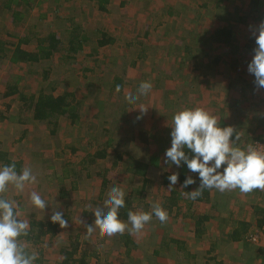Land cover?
Wrapping results in <instances>:
<instances>
[{
	"label": "rangeland",
	"instance_id": "obj_1",
	"mask_svg": "<svg viewBox=\"0 0 264 264\" xmlns=\"http://www.w3.org/2000/svg\"><path fill=\"white\" fill-rule=\"evenodd\" d=\"M40 1L27 15V19L15 28L10 26V15L0 12V37L10 42L9 40L15 39L8 38V32L22 35L34 30L39 34L57 31L67 41V29L72 19L84 29L90 41L69 61L56 55L51 65L49 60H45L34 68L4 63L0 69V92L10 74L14 73V77L11 76L10 79L15 80V76L19 75L20 86L26 91L51 84L55 87L56 94L69 91L83 102V115L79 126L62 120L57 132L52 135L43 122L37 123L35 127L30 125L28 137L22 142L15 140L24 126L18 122L13 124L16 122L14 120L6 122L9 127L4 137L9 142L12 139L15 141L11 157L22 160L23 168L30 167L38 181L36 184L26 185L22 194H15L11 186L4 194L17 202L19 219H47L53 211L63 214L70 212L67 232L74 229L73 232L86 235L83 210L90 211L102 206L104 198L98 199L101 179L97 174L104 167H110L117 150L121 154L127 151L136 158L147 157L153 153L160 157L158 166L151 167L148 171L150 179L153 180L152 186L162 167L168 171H176L175 164L165 163V150L171 146L169 124L173 114L185 108L192 86L197 91L194 98L198 99V107L206 110L210 108L207 111L215 115L218 122L223 119L227 123L225 126L235 127L238 122L241 137L253 136L242 146L251 144L257 150L264 151V140H253L256 136L264 139V89L255 87L254 76L247 71V64L256 46L252 42L255 39L250 26L254 27L260 22L256 21L255 15L249 13L247 6L250 0H110L107 11H101L95 2L85 0ZM262 3L264 8V0ZM192 8L199 11L200 15L204 10L205 16L193 17ZM222 25L230 26L232 30L227 44L216 43L212 39L214 30ZM98 30H106L115 38L114 42L97 47L95 34ZM192 36H195L194 40ZM184 45H190L191 49L184 51ZM133 60L135 65H131ZM28 69L36 72L30 74ZM43 71L48 73L46 80L42 78ZM108 73L119 74L124 78L126 83L121 96L108 92L98 84L106 79L103 74ZM141 81H149L152 84L151 90L136 103H128L125 95L129 92L136 94ZM88 84L93 86L88 87ZM172 90L176 92L173 93ZM216 92L219 95L215 96ZM163 96L171 102L165 103ZM8 100L3 101L0 97V107ZM110 105L114 109L122 107L120 109L123 112L118 110V114L113 116V108H108ZM141 105L147 106L148 110L137 120L136 117L140 115L138 107ZM101 107L103 111H99ZM260 121L263 122L259 124ZM137 128L160 136V141L158 144L137 141L133 131L130 133V130ZM103 130H106L105 134ZM105 136L112 140L119 137V144L117 140H111L108 158L96 160L91 165L86 164L84 158L87 156L88 143L91 141L92 144H100ZM67 144L80 146V149L71 153ZM91 150L90 147L88 151ZM65 162L70 169L66 179H63L62 168ZM61 179L62 183H59ZM127 180V176H124L122 182H118L119 186H127ZM139 182L140 178L136 177L131 184ZM115 184L118 185L116 182ZM115 184L112 185L116 186ZM61 187L67 192L66 195L59 193ZM32 191H36L48 203L43 211L30 204ZM231 192L244 196L240 197L242 207L243 210H248L246 207L251 199L248 193H241L236 189L227 191L226 194ZM153 193L146 196L148 201L152 202L156 198ZM245 215L252 217V212L248 210ZM179 219L181 218L168 216L166 222L170 227L169 234L185 241L194 257L182 260L159 257V264H207L203 258H207L209 263L217 259L224 264H264L263 232L258 227H251L248 238L238 246L225 240L211 246L217 240L214 237L218 232L216 223L207 236L198 239L189 233L187 225ZM163 226L150 221L140 232H133L141 247L132 251L130 257H125V249L120 242L118 246L111 236L106 235V240L98 247L100 259H92L90 264H119V259L123 258L127 264H147L144 254L148 255L158 242L159 235L163 234ZM67 234H58L52 241H48L46 236L43 237L41 246L47 252V264L60 260L58 249ZM251 236L255 238L254 241L250 239ZM89 238L95 241L102 237L98 232H93ZM150 262L153 263L151 260Z\"/></svg>",
	"mask_w": 264,
	"mask_h": 264
},
{
	"label": "trees",
	"instance_id": "obj_2",
	"mask_svg": "<svg viewBox=\"0 0 264 264\" xmlns=\"http://www.w3.org/2000/svg\"><path fill=\"white\" fill-rule=\"evenodd\" d=\"M88 2H95L97 8L101 11H107V4L110 0H85ZM40 0H0V12L10 15V26L11 28L17 27L21 22L27 19V15L31 13L35 5H39ZM249 13L256 16V21L264 20V8L262 0H250L248 6ZM44 15H40L42 17ZM241 17V16H240ZM4 18V16H3ZM68 19V18H67ZM240 19V18H239ZM8 21V22H9ZM35 27V26H33ZM195 33V32H194ZM95 45L97 47H104L111 45L115 38L111 36L106 30H98V33L95 34ZM8 38L12 37L15 41L8 42L7 39L0 37V69L4 63L17 65L18 67L25 68L26 66L35 67L41 61H50V65L53 62V58L56 55H59L62 60L69 61L74 58L75 54L83 50L86 43L90 41L89 36L84 32V29L76 24L74 20L70 19V27L67 29V41L60 36L57 31H48L45 34H39L37 30L31 31L19 35L18 33H7ZM232 36V30L230 26H222L216 29L212 34V39L216 43L227 44ZM255 45V40H252ZM191 48V47H190ZM185 50L189 47L184 48ZM251 50V46L249 47ZM131 65H135V61H131ZM86 69V68H85ZM28 73L32 74L36 72L33 69H28ZM43 79L48 78V73L43 71ZM18 73V72H17ZM106 75V79L98 84L101 87H104L108 92L114 93L115 95L123 94V85L126 83L124 78L119 74H103ZM14 77V73H11L9 79L6 80L3 89L0 92L1 99H9V101L3 103V108L0 109V121H16L15 123L19 124H30L37 126V123L43 122L52 135L57 132V127L62 120L67 121L68 124L80 125L82 121V107L83 102L76 98L69 91H62L61 93H55V87L48 85L39 86V88H31L32 90L26 91L22 86H20L21 77L19 75L15 76V80L10 79ZM192 81V80H191ZM117 85L120 86V91H116ZM93 84H88V87H92ZM48 88V89H47ZM194 87H190V92H193ZM176 92V90H174ZM172 90V92L174 93ZM164 97L165 103L168 104V98ZM171 102V101H170ZM15 103V113L10 112L12 104ZM124 106V105H123ZM114 107L112 105L108 106ZM116 107V106H115ZM188 107V106H187ZM118 108V107H116ZM114 109L112 110L113 116L118 112L122 113L123 109ZM99 111H103L102 107ZM104 111H107L106 109ZM118 114V113H117ZM104 115H106L104 113ZM155 115V112L154 114ZM98 116V115H97ZM99 117V116H98ZM97 117V118H98ZM36 123V124H33ZM227 123L223 122V119L220 120V127H224ZM129 130V128H127ZM28 128L22 129L19 131L18 137L15 141H20L27 139ZM108 131V130H107ZM133 131L134 136L137 141L142 143L158 144L160 141V136L148 132L147 130H142L137 128V130H130V133ZM137 132V133H136ZM106 133V130H103V134ZM136 133V134H135ZM234 136V135H233ZM119 138V137H118ZM118 138H112L105 136V139L100 144H92L91 141L86 147V157L84 158L85 163L88 165L94 164L96 160L108 158L109 148L112 146V141L117 140ZM112 140V141H111ZM14 141V142H15ZM254 141H263V139H254ZM125 144V142H124ZM91 151H88L90 147ZM67 148L71 153L76 152L80 149V146H75L73 144H67ZM186 154L190 157L192 155L191 151L187 148L184 149ZM153 153V152H152ZM12 154V152H11ZM13 161L16 164V171L19 173L23 169V161L20 159H14L9 156V152L3 150L0 147V166L9 165ZM161 161L158 155L150 154V156L143 158H136L132 155H129L127 151L124 153L115 152L112 157V162H110V167H104L97 176L101 179L100 191L98 199L104 200L107 198V193L110 188L118 182H122L124 176H127L128 180L127 186H118L122 188L126 195L125 206L119 209L118 216L124 221L128 222L127 213L128 211H139L143 210L146 212L152 211V202L147 200V195L150 192L159 191V188H167L166 196L163 198L162 208L167 211L168 216L172 210L173 206L179 204V202L184 201L187 197L182 195L183 192H190L199 187V182L195 179L194 176L188 175L187 165L182 162L181 166L177 168L176 171H168L163 167L160 169V173L156 182L153 184V180L150 179L148 171L151 167L158 166V163ZM89 167V166H88ZM69 164L65 162L62 168L63 179L68 176L69 173ZM119 169V170H118ZM178 173V181L173 186L171 190L168 189L169 180L168 176L172 173ZM191 176L195 183L188 185L186 188H183V182L186 177ZM74 177H77L74 175ZM140 178L138 184H131L134 178ZM59 183H62V179L59 180ZM73 185V180L71 181ZM111 184V185H109ZM109 185V186H108ZM116 185V184H115ZM117 186V185H116ZM73 187V186H72ZM63 191V192H62ZM62 192V193H61ZM60 194L66 195L67 192L61 187L59 190ZM210 189L205 188L202 191V194L195 199H189V204H194L195 202L209 203L211 201ZM98 200V201H99ZM194 202V203H193ZM198 210V208H197ZM93 210L86 211L83 210V214L86 218L85 224L91 225L94 223V214ZM260 212V217L257 218L256 226L261 228L264 224V217L261 218L263 210L258 209ZM17 212V210H16ZM181 208H177L176 217L178 215L185 216V213H182ZM199 215L193 218L191 213V226L196 237H200L206 232L205 222L209 219V216L204 213V211L198 210ZM70 212L63 214V218L68 221L67 228H61L58 223H53L50 220L49 214L47 219H39L37 217H31L28 220L30 225L29 232L27 236L19 237V241L26 243L28 251H36L38 253V259L34 261V264H47L48 258H46V250L41 246L43 243V237H47L48 241H52L54 238L58 237V234H67L63 242L61 243L58 254L60 260L56 261L54 264H90L91 260L94 259L98 261L101 257L99 252V244L103 243L106 240V235L99 240L92 241L89 236L86 238V235H81L78 232H73L74 229L69 232V215ZM151 221L155 222L157 225L163 226V234L159 237V241L156 242L151 252L148 255L144 254L147 264H159V257H170L175 260H182L185 258H193V254L189 250L188 245L185 241L172 238L169 234L170 227L167 226V222L161 223L155 215L152 216ZM165 227V228H164ZM167 227V228H166ZM249 225L245 222L234 228V230L229 234V237L233 241L244 240L248 236ZM167 230V231H166ZM135 234L125 231L122 235L115 234L111 238L116 242L118 246H124L125 257H130L132 251L139 250L141 245H138L135 240ZM248 238V237H247ZM212 244L218 243V239L215 240ZM120 242V243H118ZM219 244V243H218ZM150 260L153 262L151 263ZM119 264H127L125 258L119 259ZM205 264V263H204ZM215 264H224L222 262H216Z\"/></svg>",
	"mask_w": 264,
	"mask_h": 264
},
{
	"label": "clouds",
	"instance_id": "obj_3",
	"mask_svg": "<svg viewBox=\"0 0 264 264\" xmlns=\"http://www.w3.org/2000/svg\"><path fill=\"white\" fill-rule=\"evenodd\" d=\"M250 30L256 46L247 64V71L254 76L255 87L264 89V20L254 27L250 26ZM151 88L149 81H141L137 93H127L125 100L130 104L136 103ZM116 91H120L119 85ZM138 109L140 115L136 117L137 120L147 113L148 107L141 105ZM169 126L171 146L165 150V163L179 167L183 162L191 172L198 173L200 179L197 189L183 192L182 195L195 199L205 188H215L220 192L236 189L241 193H250L256 189L264 191V151L257 150L251 144L245 148L235 146L241 135L234 127H220L217 117L200 107L178 110L173 114ZM233 135L235 139H232ZM185 148L191 151V157L186 154ZM222 166L223 170L220 171ZM168 180V189L171 190L178 181V173L170 174ZM36 183L37 176L30 167H25L18 173L15 161L0 166V264H34L38 259V253L29 252L26 243L18 239L28 235V221L18 218L17 202L4 195L9 191V186L19 195L24 192L26 185ZM194 183V179L188 176L182 187L186 188ZM125 195V191L118 185L110 188L102 206L92 211L94 223L84 225L86 238L93 232H98L100 237L122 235L126 230L138 233L151 221L153 215L161 223L167 221L168 213L158 202L152 204L151 212L128 211V223L122 221L118 212L125 206ZM30 204L43 211L48 203L40 194L32 191ZM50 220L58 223L61 228L68 227V221L60 211H53ZM79 222L83 223L81 220Z\"/></svg>",
	"mask_w": 264,
	"mask_h": 264
},
{
	"label": "crops",
	"instance_id": "obj_4",
	"mask_svg": "<svg viewBox=\"0 0 264 264\" xmlns=\"http://www.w3.org/2000/svg\"><path fill=\"white\" fill-rule=\"evenodd\" d=\"M216 1L217 0H215V2ZM192 10L194 11L193 17H197V16L200 15L199 11L194 10L193 8H192ZM204 12L205 11L202 10L201 11V15H204ZM222 26H226V25H222ZM222 26H220V27H222ZM220 27H218V28H220ZM218 28H216V29H218ZM191 38H192V40H194L195 36H192ZM184 46H186V48L189 47V49H191L190 45H188V46L184 45ZM184 51H185V49H184ZM196 92H197L196 89L193 90V92H190V96H189L190 99L188 100V103L185 104V106H184L185 108H196V107H198V104H197L198 103V99L194 98V96L196 95ZM216 95H219V94L216 92L215 96ZM2 100L4 101L6 99H2ZM214 101H213V103H214ZM199 102L202 103L201 101H199ZM235 103H236V101H235ZM209 105H211V103ZM15 106H16L15 103H13L12 106H11L10 112L15 113V110H14ZM0 108H3V107L1 106ZM209 109L210 108H207V110H209ZM229 111H230V108H229ZM6 122L10 123L9 120L0 121V123H4V124H0V147L3 150L8 151L9 152V156H11L12 146H14V143H13L14 139H12L11 142H9L8 138L5 139V137H4V135H5L4 133H6L8 131L7 129L9 127L6 124ZM262 122L263 121H260L259 124H261ZM13 124H16V123L13 122ZM20 125L24 126V127H22V129H26V128L30 129L29 128L30 124H26V125L20 124ZM238 127H240V125L238 124V122H236L234 128L241 135V129L238 128ZM22 129H21V131H22ZM250 137H253V136L251 135L249 137H241V139L238 142H236L235 146H239L241 148H245V145L244 146H242V145L245 144ZM256 138L257 139H263V137L256 136L255 138H253V140L256 139ZM232 139H235V135L232 137ZM251 139L252 138H250V140ZM223 167L224 166L221 167L220 171L223 170ZM187 174L188 175H192V176L195 177V179L199 180V175L195 176L194 172H191L190 170H188ZM166 193L167 192H166L165 188H161V189L159 188L158 192L154 191L153 196H155L156 198H154V200L152 201V204L154 202H158V203H160V205L163 204V198H164V196H166ZM210 193H211V196H210L211 201L209 203H203V202H201V203L200 202H195L194 203L193 202L194 204H189L190 200L186 198L184 201L179 202L178 205L172 207V210L169 213V216H172L174 219L181 218L179 220L182 221V223H185V225H187L189 233H192L193 237H196L194 235V231H193V228L191 226L192 217H191L190 214L192 213L193 214V218H194L197 215H199L198 210L202 209V211H204V213H206L209 216V219L205 222L206 232L203 235H201L200 237H197V238L201 239L204 235L207 236L210 233V228L212 229L213 226L216 223L217 226H218V232H217V235L214 236V237L218 239V243L223 242V240H225V241L230 242V243H236L235 246L236 245L238 246L239 243L241 241H243V240H241V241H233L229 237V234H231V232L234 230V228L238 227L241 224V222H245L246 224L249 225L248 233H249L251 227H257L256 226V221H257V218L260 217V212H261V211L259 212L258 209L264 211V191L256 189V190H253L251 193L247 194L248 197H251V199H249L250 202H249V204H248V206L246 208H248V210L250 212H252V217H247L245 215V213L248 210H243V207H242L243 204H242V200L240 198V197L244 198V196H242V194L240 196L239 194H235L236 192H231V194L227 195L226 194L227 191L220 192V191L216 190L215 188L210 189ZM228 196H229V198H228ZM177 208H181V211H183L182 213H185V216L182 217V215H178V217H176L175 215H176V212H177ZM197 208H198V210H197ZM243 212H244V216H243ZM262 215L263 216H261V218L264 217V212H262ZM259 229L263 232L262 233V235H263L262 236V240H264V224ZM170 235H172V233ZM212 235H213V231H212ZM160 236H162V234H160L159 237ZM159 237H158V241L160 240ZM171 237L177 239L176 237H173V236H171ZM246 238L244 240H246ZM179 240H181V239H179ZM218 243L211 244V246H216V245H218ZM239 251H240V249H239ZM237 258H240V256L237 257ZM203 260L204 261L206 260L207 264H215L216 262H220L217 259L213 260L212 263H209V260L207 258H203Z\"/></svg>",
	"mask_w": 264,
	"mask_h": 264
},
{
	"label": "built area",
	"instance_id": "obj_5",
	"mask_svg": "<svg viewBox=\"0 0 264 264\" xmlns=\"http://www.w3.org/2000/svg\"><path fill=\"white\" fill-rule=\"evenodd\" d=\"M250 239H251L252 241H254V240H255V238H254V237L252 238V236H251V238H250Z\"/></svg>",
	"mask_w": 264,
	"mask_h": 264
}]
</instances>
